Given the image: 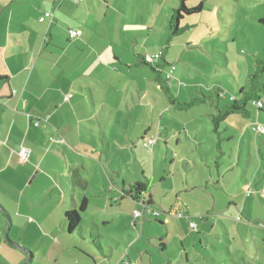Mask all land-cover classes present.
<instances>
[{"label": "crops", "instance_id": "1", "mask_svg": "<svg viewBox=\"0 0 264 264\" xmlns=\"http://www.w3.org/2000/svg\"><path fill=\"white\" fill-rule=\"evenodd\" d=\"M131 2L132 0H0V264H25L26 260L28 264L171 262L170 259L163 262L152 257V244L158 243L161 253L167 250L162 234L159 238L156 236L157 227L145 218L146 215H142L140 223L133 217V211L137 210L134 202H144L143 194L139 192L147 190L142 179L148 177L144 163L149 157L137 155L138 161L134 160L135 151L139 148L133 139L136 124L127 123L131 113L122 109H131L130 107L137 105L139 112L147 115L151 111L154 116V110L159 111L157 100L152 97L150 101L154 108H147L145 105L149 102L143 99L146 92L142 88L147 86L149 92L151 88L156 90V86L159 91L169 93L162 77L168 65L173 63H170L169 50L164 46H167L164 43L166 33L162 32V28L159 33L161 36L157 37L159 34L154 25V20L155 23L158 21L156 14L152 16V20L142 13L134 17L136 9ZM142 9L138 8L140 11ZM227 11L222 0L210 5L203 0L199 13L185 16L180 26L186 25L188 30L180 34L187 32L184 40L186 51L197 53L199 57L213 54L211 49L218 47L221 36L229 37L231 32L228 29L231 22L223 20L227 17ZM46 12L51 15L41 21L39 18ZM255 17L257 16L250 13L249 17L242 20L244 26L236 28L245 40L249 33L258 35L263 26ZM70 28L78 33L72 39L68 37ZM158 51H162V56L155 65L143 62L144 54ZM254 56L258 57L257 51ZM198 69L203 71H196L193 67L183 68V74L190 78L189 81L183 80L181 73L178 75L186 88L200 85L198 79L190 76L191 73L205 77L210 75V69L206 66ZM250 74L247 76L248 80ZM189 91L187 89L188 93ZM181 92L179 88L177 98L171 94V103H177L178 107ZM68 93L71 97L64 100V95ZM253 94L256 91L246 88V84L239 88V94L236 97L231 95L230 100L231 103L235 100L240 110L228 112L216 124L211 120L212 127H204L206 132L202 137L197 136L201 128L194 125L199 119L196 115L203 120L206 115L215 118L225 108L219 109V105L213 103V100L215 115L213 110L205 107V110L199 111L195 116L190 114L191 129L178 122L174 124L177 135L183 132L188 139L194 141V150L199 151L195 158L198 161L193 158L191 160L190 155H183L182 158L186 162L191 160L194 164L205 162L207 167L210 166L209 174L196 176V182L190 180L189 176L185 181L177 178V183L172 179V191L165 190L160 200L149 198L145 205L149 203L151 206L159 201V209H177V217L159 216L156 222L159 226H165L166 236L168 231L177 233L180 238L177 247L180 249V258L185 259V263L199 260L201 255L197 245L191 242L192 235L187 234L188 229L181 216L189 215L191 209H217V213L227 214V218H224L232 223L237 218L239 221L236 225L233 223V227L236 230L235 236L240 240L238 245H241L244 231L251 229L250 220L242 221L244 215L252 217L264 205V162L260 158L264 159V144L257 143V157L253 160V145L249 141L244 142L245 138L250 139L252 136L247 126V118L252 113L247 111L245 102L251 96L260 98ZM204 97L206 95L202 98ZM192 99L197 100L196 97H191ZM204 103L206 104V99ZM178 107L177 113L184 114L179 112L181 108ZM165 108L167 111L171 109ZM257 112L258 115L264 113L259 110ZM160 113L159 111V115H156L158 132L152 134L150 127L144 125L142 138L150 135L156 137L150 150L142 145L149 153H154L160 132L164 137V145L168 146L173 141L172 136H167L164 129L165 126L169 127V122ZM138 118L137 113L136 119ZM33 119H38V125L33 124ZM259 120L257 117V121ZM231 126L235 128V134L229 132ZM210 128L217 132L216 138L208 135L207 129ZM237 137L236 143L234 139ZM142 138H138V142ZM230 139L233 143L225 145ZM206 141L214 145V150L220 151V155L215 154L216 150L214 153L219 159L215 163L217 176L214 174L213 163L205 155L207 153L202 151L205 148L209 150L203 144ZM20 146L29 149L25 161L19 159L17 151ZM177 147L186 149L180 138H177ZM121 148L126 151L125 154L121 152L120 158L117 154ZM233 149L236 151L232 152ZM245 149L248 152L245 153ZM258 152L262 154L260 157ZM226 153L227 156L222 157ZM224 158L229 162L219 175ZM186 164V169H189ZM240 164L243 167L240 178L233 184L227 171ZM251 164V170L247 169ZM169 179L170 177H166L163 181ZM210 182L222 194H214L213 188L209 187ZM136 185L141 189L137 191V196ZM224 189L228 195L223 193ZM77 197L80 201L86 198L87 204L80 212L82 220L79 226L69 232L64 212L68 207L78 208L80 201ZM164 197L169 198V202L165 203ZM92 199L97 200L94 206ZM235 209H239L241 217L238 213L235 214ZM6 217L9 219L8 239L11 242H7L5 237L8 224ZM191 223L193 226L189 225ZM220 224L225 232L224 224ZM83 225L89 230V239L96 238L93 250L87 246L84 238L87 234L82 231ZM188 226L190 230L200 229L199 224L191 221ZM132 227H136L138 236L131 234ZM254 228L261 234L259 241L264 247V223L256 224ZM210 229L214 234L216 228L210 225ZM144 231L146 235L151 232V236L143 238ZM198 231L204 234L202 229ZM75 233L81 237L80 240L73 237ZM244 241L242 242L245 244ZM11 243L30 251V256L29 252L20 250ZM198 243L200 244L199 240ZM259 257L255 261L260 264ZM205 260L211 262L210 259ZM180 262L178 259L177 264Z\"/></svg>", "mask_w": 264, "mask_h": 264}, {"label": "rangeland", "instance_id": "2", "mask_svg": "<svg viewBox=\"0 0 264 264\" xmlns=\"http://www.w3.org/2000/svg\"><path fill=\"white\" fill-rule=\"evenodd\" d=\"M214 1L218 2L221 0H213L209 1L206 0V3L208 5L213 4ZM133 6L135 7V15L136 14H144L146 15L147 19L152 20V16L156 14V17H158V21L155 23L154 20V25H156L158 34L161 32L166 33V40L164 43H167L164 45L165 47L168 48L169 50V59H171L170 63H173L171 65H174V69L172 71V77L169 80V85H168V92L164 91L162 92L161 90L159 91V88L150 89L149 92H147L146 87L142 88L145 90L146 94L143 96V99L148 101L149 103L145 105L147 108H150L152 110L154 108V104L151 103L150 99L152 97L156 98V104L157 108L161 113H163V118L166 119V121L169 122V127L165 126L164 129L166 131L167 136L171 137L173 141L169 143L168 146L164 145V137L163 134L160 132L159 134V139L157 140L158 142L154 146V153H149L147 149H145L142 146V140L138 142V138H142L143 132H144V125H148L150 127V133L155 134L158 132L157 128L159 126V122L157 119L156 115H159V111L156 109L154 110V116L151 115V111L148 112L147 115H144L143 112H139L140 110L136 107H130L131 109H122L123 111L129 110L128 114L131 113V118L129 117V120H127V123H133L136 124V127L133 129V139L134 143H137V146L139 145V148L137 151H135V157L134 160L138 161V158L136 156L144 155L148 156V160L144 163L146 164V167H144L145 174L148 173V177L146 178L143 177V181L146 184V191L142 190V192H139L143 194L144 198V203H146L149 198L152 200L158 199L160 200L163 196L161 195L164 193L165 190H171L172 191V179L175 180L177 183V178L179 181H181V178H183V181L186 180V177L189 176V179L192 180L193 182H196L197 177L199 175H205L209 174V168L206 166V163L203 162V164H199L196 162V164L192 163V158L195 159L196 156L199 154V151L194 150L195 143L193 140L188 139L183 132L179 133L177 135L176 131V126L174 125L175 123H180L183 127L186 125L188 128H192V125L190 122L192 120H189L190 114L192 116H195L196 113H198L201 110H205V107L213 110L214 115L216 114V110L214 108L213 103L219 105V109H223L226 107V105L231 103L230 96L233 95L236 97L239 94V88L244 86L246 84V88L248 87H254V91H256V95L262 98L264 101V70L258 77L257 81L258 83H261L262 85L255 86L250 80H248L247 76L254 72L256 69V66L254 64V61H256L257 58L263 59L264 58V27L261 26V30L258 35L256 34H247V40L243 37L241 33H238L237 27L241 28V26H244V23L242 22L243 18H247L250 16V13L253 15H256L255 20L259 19H264V0H222V3L227 7V12L231 14H227L225 19L223 20H229L231 24H229L228 29H231V32L229 34V37H222L219 40L218 47L212 48L211 50L214 51L213 54L199 57L197 53H192L191 51H186L185 49V43L184 40L186 39L187 32L180 34L179 36L177 35H172L171 32L169 33V22L173 13L174 8L177 6V0H132ZM146 4V6H144ZM143 5V6H142ZM139 7H142L143 9L140 11L138 10ZM163 7V9H162ZM159 9V11H158ZM263 16V17H261ZM233 22L236 24L233 25ZM163 24V26H162ZM256 24V22H255ZM257 25V24H256ZM227 26V25H226ZM260 26H257V28ZM263 27V28H262ZM172 35L173 37H169ZM161 36L160 34L157 35ZM153 37V35L151 36ZM168 38V39H167ZM225 41V42H221ZM226 45L228 46V50H226ZM258 52V57L254 56L255 52ZM220 52V53H218ZM184 55V57H182ZM178 58V60H177ZM191 58V62H190ZM188 61V62H187ZM257 62V61H256ZM207 67L210 69V75L207 77L205 76H200L197 73H191L190 76L195 77L198 79L200 85H197V87H190L186 88L184 82H182L179 78L178 75H180L183 78V80L189 81L190 78L186 77L184 73L183 68H190L193 67L194 70L198 71H203L199 70L203 69V67ZM168 68V67H167ZM227 68V70L225 69ZM150 69V68H149ZM164 77L167 71H164ZM164 77H162L164 79ZM215 84V86H213ZM157 85V84H156ZM179 88H181V93L180 95V106L178 107V104L175 102L171 101L173 100L171 98V94H173L174 97L177 98V94L179 92ZM187 89H189L190 93L187 92ZM201 89H203L201 91ZM141 90V89H140ZM220 90V91H219ZM170 94V95H169ZM202 98L203 96H205ZM184 98V99H181ZM191 97L197 98V100H191ZM206 99V104L204 103ZM192 102V103H191ZM186 105H184V104ZM188 103V104H187ZM246 103V109L247 111L251 112V116L248 117L249 124L247 125L249 128V131L251 133V138L247 139L245 138L244 142L248 143L250 142L251 145H253V150H252V155H253V160L255 157H257V152L255 151V147L257 146V143L264 144V136L258 135L262 133H258L255 131V126L256 125H262L264 127V113L258 115V108L252 103L251 100H247ZM205 105V106H204ZM204 106V107H203ZM165 107H170V111H167V108ZM177 107L179 109V112L182 111V115L180 113H177ZM264 112V105L262 108H260ZM138 113V116L140 118L136 119V114ZM160 113V114H161ZM119 117V115H118ZM198 117V122L194 123V125H198L199 135L202 137L204 134V127H212V124L210 123L211 120L212 122H216V116L213 118L212 116L206 115L205 119H201L200 116L196 115ZM257 117H259V121H257ZM146 120V121H145ZM202 122L206 123L205 125L202 124ZM164 123V122H162ZM153 124V125H152ZM216 124V123H215ZM154 126V127H153ZM130 131H132L130 129ZM206 132V131H205ZM229 132L231 134H235V128L233 126L230 127ZM207 133L209 136H214L216 138L217 132L214 131L212 128L207 129ZM264 134V133H263ZM236 137V136H235ZM177 138H180L182 140V146L186 148L185 150L180 149L177 147ZM236 143L238 142V137L234 139ZM156 142V141H155ZM176 142V144H175ZM194 143V144H192ZM232 144L233 141L230 139L225 142L226 144ZM205 147H208V149H203L202 151L207 156L208 159H210V162L213 163V166L215 168L214 174L217 176V168H216V161L219 160L218 157H215L216 155H220V151L218 149L215 150L213 149L212 143H209V141L203 142ZM233 148H236V146H232ZM144 150H147L146 152ZM125 148H121L120 152L117 154L118 157L121 156V152L125 154ZM236 151V149H233L232 152ZM245 153L248 152L246 149L244 150ZM231 152V151H230ZM214 153L216 155H214ZM228 153L223 155L222 157H226ZM259 157L262 155L260 152H258ZM183 155H190L189 161L186 162L185 159H183ZM213 155V157H212ZM262 161L264 162V159L260 157ZM235 159V157H234ZM198 161V159H195ZM258 160V158H257ZM224 161V162H223ZM209 162V163H210ZM229 162L228 159H222L221 165H220V172H223L222 170H225L227 165L226 163ZM255 162V161H254ZM187 163V164H186ZM177 164L179 166H177ZM188 165L189 169H186V166ZM141 167V166H140ZM178 168V169H177ZM242 164L239 165V167H234L231 169L229 172L227 171V176L233 180L232 183H236V179L240 178L239 174H241L242 170ZM251 167H247V169L251 170ZM249 170V171H250ZM213 171V170H212ZM248 171V172H249ZM195 176V177H194ZM137 178V176H134ZM166 177H170L169 180L163 181ZM140 178V177H139ZM216 180V179H215ZM228 183V182H227ZM177 186V185H176ZM214 190V194L216 193H221L220 190H217L213 185L212 182H210V186ZM141 191V190H140ZM170 191V194H172ZM224 194L228 195L227 190H223ZM144 192V193H143ZM137 192L135 193V196H137ZM152 195V197H151ZM220 200L222 198L218 196ZM169 198L164 197L165 203L169 202ZM77 200L80 201L79 197H77ZM67 201L70 202V198L67 197ZM92 205L94 206V202H97V200L92 199L91 200ZM143 201H135L134 203L137 204L135 205L137 207V210H142L143 206L142 203ZM157 202V201H156ZM159 201L155 204L151 205V208L155 211H159V216H163L164 218L167 217H177V209L172 208V209H159ZM262 209H258L255 215H252V217H246L244 215V219L242 221H247L250 220V225L251 229L248 231H244V238L241 240H245V244L241 241V245H238V240L239 237L235 236V229H234V224L237 223L239 220L235 217V221L232 223V221H228L225 218H227V214L216 212L217 209H191V213L189 215H183L181 218L185 221V226H187V234L192 235L191 237V242H194L197 245V249H199V254L200 259L195 260L190 263H185V259L180 258V249H178L177 246L180 244V238L178 237L177 233L175 234L172 231H168L166 236L165 234V226H159L156 222V219L158 218H153L154 216L151 214L146 213L145 218L149 220L153 225L157 227V238H159L160 234H162V238L164 239L165 244H167V250L164 253H161L159 250L158 243L152 244V257L153 259L161 260V261H167V259H170V263L167 264H177V260L179 259L180 264H259L256 261L260 260V264H264V247L262 246V243L259 241L261 237V234L259 233L258 230L254 228V225H258L259 223H264V205H261ZM74 209L72 208H67L65 211H72ZM114 210V209H110ZM131 210V209H130ZM209 210V211H206ZM215 210V211H214ZM235 214L238 213L239 215V209H235ZM97 211V210H95ZM131 212V211H130ZM216 212V213H214ZM134 213V211H133ZM9 215L10 212H9ZM133 215V214H132ZM218 215V217H217ZM229 215V214H228ZM104 217V215H102ZM158 216V217H159ZM230 217H233L229 215ZM133 217L140 223L141 217L140 216H134ZM225 217V218H224ZM241 217V215H239ZM168 218V219H169ZM243 218V217H242ZM6 221L8 222L7 227H6V234L5 237L9 238L10 237V229L9 227V219L6 217ZM194 222L199 224V228L203 230V235L200 233L201 231H198L200 229H191L188 226V222ZM204 221V222H203ZM224 224L225 227V232L223 230V227L221 226L220 223ZM248 222V221H247ZM190 225V224H189ZM200 225H203L201 228ZM208 225V226H206ZM210 225H213L215 229V233H211ZM236 225V224H235ZM159 226V227H158ZM140 227V224H139ZM86 228V226L83 225L82 231L87 234L84 238L86 239L87 246L89 245V248L95 249L94 244L96 243V238H90L89 239V230ZM131 234L135 236H138V231L132 227V230H130ZM199 232L200 234H198ZM151 232H149V236ZM238 234V233H237ZM145 231L143 234V238H147ZM75 239H81V237L75 233L73 236ZM91 237V236H90ZM225 237V238H224ZM151 238V237H149ZM228 239V242L227 240ZM234 239V240H233ZM198 240L200 244L198 243ZM255 240V242H254ZM240 241V240H239ZM115 246V245H114ZM243 250V252H242ZM206 259H210L211 262L209 263ZM256 260V261H255ZM23 264V263H21ZM25 264H28L27 262Z\"/></svg>", "mask_w": 264, "mask_h": 264}, {"label": "trees", "instance_id": "3", "mask_svg": "<svg viewBox=\"0 0 264 264\" xmlns=\"http://www.w3.org/2000/svg\"><path fill=\"white\" fill-rule=\"evenodd\" d=\"M202 7H203V0H177V6L173 10V13H172V16H171V19H170V23H169V29H170L171 34L172 35H178L182 31L188 30V27H186V25L185 26H180L181 21L183 20V18L185 16H189V15H192V14L199 13L201 11ZM256 21L259 24L264 26V19H259V20H256ZM152 54H154V53H152ZM158 60L153 65H155L158 62ZM145 64H147V63H145ZM148 65H152V64H148ZM170 66H174V65L169 64L168 68L166 70H168ZM255 66H256V69L254 70V72L252 74H250L249 80L255 86L262 85L261 83H258L257 79H258V77L260 76V74L264 70V58L263 59H258ZM164 81H165V77H164ZM165 84L168 87V84L166 83V81H165ZM250 89L254 90V87H250ZM253 95L256 96V94H253ZM245 99H247V98H245ZM249 100H251L252 103L255 106H256V104H255L256 100H261L263 105H264V101L262 99H260V98H256V97L253 98L251 96L249 98ZM184 105H186V104H184ZM263 105H262V107H263ZM262 107H257V108H258L259 111H262L260 109ZM237 110H240V107H239L238 103L235 100H233V102L231 104L227 105L224 108V110L222 112L220 111L219 115L216 116V119H217L216 122H219V120H221L225 116V114H227L228 112L237 111ZM139 190H141L139 185H136V192L139 191ZM86 202H87L86 198H82V200L80 201V204H79L77 209H74L72 211H65L64 212V219H65V222L67 224V230L69 232H72L76 227L79 226V224H80V222L82 220L80 212H82L85 209L86 204H87ZM143 204H145V203L143 202ZM147 206L151 207L149 205V203H148ZM152 210H153V208H152ZM157 217L158 216H154L155 219Z\"/></svg>", "mask_w": 264, "mask_h": 264}, {"label": "built area", "instance_id": "4", "mask_svg": "<svg viewBox=\"0 0 264 264\" xmlns=\"http://www.w3.org/2000/svg\"><path fill=\"white\" fill-rule=\"evenodd\" d=\"M74 1H78V0H74ZM50 15L51 14L49 12H46L39 19L41 21H43L45 17H48ZM77 34H78L77 31L75 29H73V28H70L68 30V37L70 39L76 37ZM161 56H162V51H158V52H156V53H154L152 55L151 54H144L142 56V59H143V61L145 63L153 65ZM173 70H174V66H170L169 69L166 70L167 73L165 74V81H166V83L168 85H169V80L172 77V71ZM69 97H71L70 93L64 95L63 99L67 100ZM255 104H256L257 107H262V105H263L261 100H256ZM32 122H33L34 125H38V123H39L38 119H33ZM254 129L258 133H264V127L262 125L258 124V125L255 126ZM155 139H156V137L153 136V135L146 136V137L142 138V145L150 150L152 148V145H153ZM17 153L19 155V159L21 161H25L27 159L28 155H29V149L24 147V146H20V148L18 149ZM142 206H143V209L141 211L140 210H134V215L140 216V215H145L146 213H148V214H152L154 216H159V212L158 211L152 210L151 207H149V206H147V205H145L143 203H142ZM190 225L193 226V223H191ZM132 264H134V263H132Z\"/></svg>", "mask_w": 264, "mask_h": 264}, {"label": "water", "instance_id": "5", "mask_svg": "<svg viewBox=\"0 0 264 264\" xmlns=\"http://www.w3.org/2000/svg\"><path fill=\"white\" fill-rule=\"evenodd\" d=\"M6 241H7V242H11L8 238H6ZM11 244H13L15 247L19 248L20 250H24V251L29 252V256H30V251H28L27 249H24V248H22L21 246L15 244V243H11ZM27 261H28V260H26L25 262H27ZM25 262H24V263H25Z\"/></svg>", "mask_w": 264, "mask_h": 264}]
</instances>
